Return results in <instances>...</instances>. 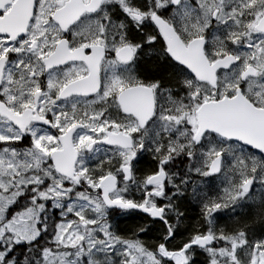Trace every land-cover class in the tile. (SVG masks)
Listing matches in <instances>:
<instances>
[{"label":"snow or ice","instance_id":"1","mask_svg":"<svg viewBox=\"0 0 264 264\" xmlns=\"http://www.w3.org/2000/svg\"><path fill=\"white\" fill-rule=\"evenodd\" d=\"M0 264H264V0H0Z\"/></svg>","mask_w":264,"mask_h":264},{"label":"flooded vegetation","instance_id":"2","mask_svg":"<svg viewBox=\"0 0 264 264\" xmlns=\"http://www.w3.org/2000/svg\"><path fill=\"white\" fill-rule=\"evenodd\" d=\"M133 2L135 4H137L138 6H141V7H143L146 4V0H133ZM107 10H108V12L111 13L112 18L115 21H117V22L123 21L125 24H127V26H128V33L129 34H130L129 28L130 29L132 28V29L136 30L134 22H132L131 21V18L130 17H127V15L123 12L122 6L119 3H109L107 5ZM129 37H130V35H129ZM133 40H135V39H133ZM138 159H139V157H138ZM221 184H222V181L221 180H219V179L218 180L217 179H213L212 180V185H211V189H210L209 195L218 194ZM198 206L200 207L199 208V210H200V214L199 215H201V205H200V203H198ZM244 206H247V205H243V204L240 205L237 208V211H235V212H233L231 209H228V210H225L223 212L217 213L216 214V217H217V219H216L217 226H220V225L229 226L230 222L227 220V218L228 217L231 218L233 215H240L241 209L244 210ZM53 215L58 218V216H59V210H57L56 212H54ZM109 215L111 217V213H109ZM117 230L119 231V229H117Z\"/></svg>","mask_w":264,"mask_h":264},{"label":"trees","instance_id":"3","mask_svg":"<svg viewBox=\"0 0 264 264\" xmlns=\"http://www.w3.org/2000/svg\"><path fill=\"white\" fill-rule=\"evenodd\" d=\"M129 32H130V37L132 39H139L140 37L138 36L136 30L134 29H130L129 28ZM210 193V191H209ZM193 203H191L190 205H188L185 209V216L188 217V220L185 222V224L183 225V230L185 232V234H187L188 230L192 227H194L195 222L200 219V210H199V206H198V202H196L195 200L192 201ZM244 210H247V206H244ZM238 215H233L231 218L228 217L227 220L229 222H231V219L237 217ZM243 218V217H242ZM120 230V228H118Z\"/></svg>","mask_w":264,"mask_h":264}]
</instances>
